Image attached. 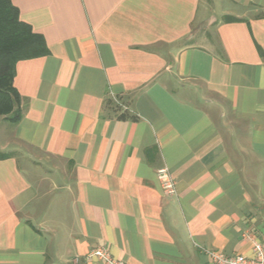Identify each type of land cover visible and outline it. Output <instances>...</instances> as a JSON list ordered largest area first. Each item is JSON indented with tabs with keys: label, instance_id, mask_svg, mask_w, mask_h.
Segmentation results:
<instances>
[{
	"label": "crops",
	"instance_id": "0c3cea01",
	"mask_svg": "<svg viewBox=\"0 0 264 264\" xmlns=\"http://www.w3.org/2000/svg\"><path fill=\"white\" fill-rule=\"evenodd\" d=\"M12 1L49 51L17 62L22 117H0V264H103L99 246L127 264L252 255L264 0Z\"/></svg>",
	"mask_w": 264,
	"mask_h": 264
},
{
	"label": "trees",
	"instance_id": "16d2710c",
	"mask_svg": "<svg viewBox=\"0 0 264 264\" xmlns=\"http://www.w3.org/2000/svg\"><path fill=\"white\" fill-rule=\"evenodd\" d=\"M48 51L45 37L21 20L19 8L13 1L0 0V117L12 122L22 117L21 96L14 85L17 62L43 56ZM113 102L109 101L118 109L120 106ZM129 117L132 116L127 111L119 115L122 119ZM8 156V153L0 152L1 159Z\"/></svg>",
	"mask_w": 264,
	"mask_h": 264
},
{
	"label": "built area",
	"instance_id": "2783aa9c",
	"mask_svg": "<svg viewBox=\"0 0 264 264\" xmlns=\"http://www.w3.org/2000/svg\"><path fill=\"white\" fill-rule=\"evenodd\" d=\"M115 103L121 106L123 112L127 111V106L124 105L119 99H115ZM159 180L161 182L163 190L168 194H175L176 181L171 176L168 168H163L158 173ZM253 240V253L252 255H246L242 253L226 254L218 251H208L216 264H264V235L261 238L252 237ZM88 259L97 258L100 259L103 264H127L124 261L114 258L106 246H99L92 249L87 254Z\"/></svg>",
	"mask_w": 264,
	"mask_h": 264
}]
</instances>
